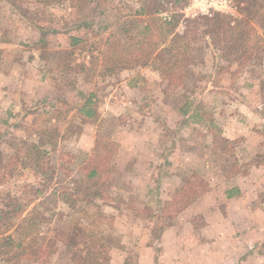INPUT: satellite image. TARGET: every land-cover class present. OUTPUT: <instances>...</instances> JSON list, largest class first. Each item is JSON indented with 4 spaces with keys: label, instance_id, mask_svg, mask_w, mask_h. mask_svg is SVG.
<instances>
[{
    "label": "rangeland",
    "instance_id": "rangeland-1",
    "mask_svg": "<svg viewBox=\"0 0 264 264\" xmlns=\"http://www.w3.org/2000/svg\"><path fill=\"white\" fill-rule=\"evenodd\" d=\"M17 1L0 0V131L14 120L10 111L25 112L46 97L60 107L66 101L72 122L54 121L60 136L46 145L51 180L28 171L0 187V226L12 225V233V212L37 207L53 252L47 260L0 264H72L84 252L71 234L78 213L66 197L80 191L93 165L106 183L99 226L111 264H156L146 246L165 226L156 252L182 256L160 264H264V26L253 5L259 1L237 0L233 16L192 15L187 0ZM145 1L163 5L152 29H172L147 64L144 57L92 81L59 70L60 59L86 57L101 69L107 49L141 51L149 16L137 9ZM73 37L80 41L73 44ZM166 49L177 57V75L158 68ZM80 90L95 93L94 121L80 119ZM27 117L18 137L31 124ZM2 143L5 152L15 150ZM239 186L241 198L227 204L223 192L236 194ZM195 190L213 197L191 203Z\"/></svg>",
    "mask_w": 264,
    "mask_h": 264
},
{
    "label": "trees",
    "instance_id": "trees-1",
    "mask_svg": "<svg viewBox=\"0 0 264 264\" xmlns=\"http://www.w3.org/2000/svg\"><path fill=\"white\" fill-rule=\"evenodd\" d=\"M258 1L256 3L253 2V5L258 10L256 13L260 15V20L264 26V0ZM9 2L16 5L18 1L9 0ZM162 8L161 1L154 5L145 1L137 9L138 15L149 16L148 22L143 26V34H145L143 38H145L146 42H143V45L139 48L141 51L132 52L129 50L128 52H121L116 49H107L101 55V69L97 68L95 60H90L86 57L77 58L76 56L57 60V67L62 73L73 71L83 80L92 81L97 75H111L119 70L131 68L135 64H142V58L144 57H146V61L143 64H147L149 59L154 56L156 49L160 44L166 42L168 34L172 31V29L166 30L163 34L162 24H159L155 31L152 29L153 25L158 24V21L162 20L160 16H157ZM164 23L168 24L169 22L165 21ZM48 31H42L41 42L46 40ZM55 31L53 30V32ZM79 41L78 37H73L72 43L76 44ZM165 53V59H163L165 65H161L158 68L166 75L167 73H171L170 75L173 76L177 75L179 70L176 69L177 57L174 59V55L169 49H166ZM80 94L83 97L79 107V111L82 114L80 119L84 122L96 120L98 111L94 107L96 101L94 100L95 93L86 94L85 91L80 90ZM36 104L37 106L35 107L25 109V112L20 109L17 112L10 111V117L14 118V120L10 122L7 119L5 121L7 127L0 131V187L9 184L15 178L24 177L28 171L38 176L39 180L42 178H46V181L51 180L54 176V168L49 162V151L46 145L51 144L53 146L55 142L57 143L60 136V131L55 126L54 121L72 122L68 118L70 107L64 109V106L68 105L66 101L63 100V107H60L48 97L42 100L38 99ZM28 114L33 116L31 124L26 126L27 130L25 129L24 135L18 137L17 132L24 127L23 123L28 119ZM229 141L230 139H224L226 145ZM2 142H9L8 144L13 146L15 150H10L8 153L5 152L1 149ZM80 184V191L75 190L72 196L66 197L69 206L78 213V218L71 228L73 233L67 231V235H65L63 240H69L70 233L74 234L75 241L84 249L83 253L76 254L73 257L72 264H111L110 246L107 236L99 226V220L103 216L102 202L107 197L106 183L102 176L100 177V167L93 165L87 169L84 177L80 180ZM24 185L27 189H33L36 186V184L29 182ZM36 192L40 193V190L36 188ZM196 192L197 190L194 191V193ZM198 195L199 193L197 192L191 199H196ZM12 213L18 219V223L14 224L15 228L12 233L9 232L12 225L0 226V259L22 260L39 257L47 260L51 252H53L54 246L47 241L49 232L42 230V215L39 208L17 207Z\"/></svg>",
    "mask_w": 264,
    "mask_h": 264
},
{
    "label": "crops",
    "instance_id": "crops-1",
    "mask_svg": "<svg viewBox=\"0 0 264 264\" xmlns=\"http://www.w3.org/2000/svg\"><path fill=\"white\" fill-rule=\"evenodd\" d=\"M149 187H151V183L149 184ZM237 193L236 194H231L230 192L231 191H225L223 192V196L225 197V201L227 200V204H230V202H233L234 200H237L239 198H241V193L240 191H242L241 187L239 186L238 189H237ZM152 192V190H151ZM205 197H213V192L210 190H205L203 191L201 194H199L197 196V198L195 200H197L196 202H199L202 198H205ZM194 202V199L191 201V203ZM224 214V210H222ZM167 226H165L164 228L163 227H160V231H159V236H157L158 239H156L157 243H151V245H147L146 248H147V252L149 251V257H147V260L149 261H155L156 264H160L162 261H166V260H173V261H176L179 257L182 256V254H180L179 256H176V251L174 252H170L168 250H166L165 248H163L162 250V253L161 251L160 252H156L158 251V248L160 247H156V244L157 245H162L163 244V240L165 238V236L167 235V229L169 228V226L166 228ZM166 228V229H165ZM163 246V245H162ZM151 256V257H150ZM178 257V258H177ZM125 258L124 260H127L126 257H123ZM112 261V259H111ZM128 262H125V264H127Z\"/></svg>",
    "mask_w": 264,
    "mask_h": 264
},
{
    "label": "built area",
    "instance_id": "built-area-1",
    "mask_svg": "<svg viewBox=\"0 0 264 264\" xmlns=\"http://www.w3.org/2000/svg\"><path fill=\"white\" fill-rule=\"evenodd\" d=\"M187 11L192 15H212L214 13L235 15L237 0H187Z\"/></svg>",
    "mask_w": 264,
    "mask_h": 264
}]
</instances>
